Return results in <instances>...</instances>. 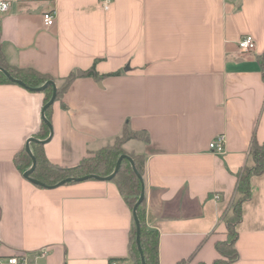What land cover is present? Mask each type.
I'll use <instances>...</instances> for the list:
<instances>
[{
	"label": "crops",
	"instance_id": "obj_1",
	"mask_svg": "<svg viewBox=\"0 0 264 264\" xmlns=\"http://www.w3.org/2000/svg\"><path fill=\"white\" fill-rule=\"evenodd\" d=\"M1 1L9 9L0 6V58L57 88L75 74L52 104L46 139L37 137L46 93L0 83L2 251L37 264H133V211L114 181L43 187L15 161L32 138H49L47 158L75 166L127 125L137 137L124 150L145 157L146 222L160 233V264H212L237 173L253 138L264 141V0H109L108 8L103 0ZM50 10L56 20L47 27ZM246 34L256 47L242 54ZM221 134L225 152L217 154L210 143ZM251 189L238 258L228 264H264V173Z\"/></svg>",
	"mask_w": 264,
	"mask_h": 264
},
{
	"label": "trees",
	"instance_id": "obj_2",
	"mask_svg": "<svg viewBox=\"0 0 264 264\" xmlns=\"http://www.w3.org/2000/svg\"><path fill=\"white\" fill-rule=\"evenodd\" d=\"M0 67L5 68L15 79L22 80L29 89L41 87L52 79L51 77L43 75L31 68H19L16 66H11L3 58H0ZM261 67L264 78L263 59H261ZM91 75H95L99 79L103 77L97 75L95 71H92ZM74 77L75 74H71L65 79L64 84L57 88V98H59L61 94L69 87ZM4 82L16 83L15 81L9 79L2 71H0V83ZM43 92L46 93L44 102V105H46L53 96L54 87L50 85L44 89ZM51 108L52 105L45 110V116L47 117L48 121ZM50 133V125L45 120H43L42 128L38 132L37 137L46 139ZM133 137H137V134L133 133L130 127L126 125L123 136L117 138L114 144L106 146L96 152H91L75 166H62L52 163L45 155L43 143L35 141L33 142V149L31 150L35 156L37 165L31 176L43 182L47 186H54L60 181L69 177L79 178L90 174H96L105 177L111 175L114 172L118 160L122 155L131 156L138 172L143 176L145 173V157L143 155L128 154L123 148L125 141ZM15 161L19 168L23 171L30 168L33 164L32 156L27 152L26 149L16 156ZM262 173H264V141L259 142L256 138H253L249 149L248 161L237 173L235 194L229 205L227 214L225 215L227 237L224 240L217 241L216 247L219 252V256L213 261L212 264H228L238 258V252L235 247V243L238 238L237 226L243 217L242 205L252 196V177ZM112 181L117 184L121 194L124 196L125 200L133 211L143 191V185L141 178L134 169L132 161L127 156L122 159L120 169ZM70 183L74 182H67L66 184ZM137 218L140 224V240L146 264H160V233L157 230L148 227L146 222V207L144 201L138 206ZM138 230V224L133 213V224L130 235V253L133 259V264H142L141 252L137 243ZM176 264L207 263H194L193 257H189L178 261Z\"/></svg>",
	"mask_w": 264,
	"mask_h": 264
},
{
	"label": "water",
	"instance_id": "obj_3",
	"mask_svg": "<svg viewBox=\"0 0 264 264\" xmlns=\"http://www.w3.org/2000/svg\"><path fill=\"white\" fill-rule=\"evenodd\" d=\"M0 71H2L9 79L15 81L16 83L22 85V86H27L22 80L20 79H15L5 68L3 67H0ZM88 72H82V71H78L77 74L79 76H82V75H87ZM52 85L54 87V93H53V96L52 98L50 99V101L44 106V109H43V119L50 125L51 127V130H52V126L50 124V122L47 120L46 116H45V110L51 106L54 101L56 100V97H57V93H58V90H57V86L55 84V82L53 80H50L48 82H46L43 86L41 87H38V88H32L34 90H38V91H43L44 89H46L48 86ZM49 139V138H48ZM47 140H44V141H40L42 143H45L48 141ZM31 141H39L37 140L36 138H32ZM26 150L27 152L32 156V159H33V164L31 166V168L29 170H27L25 172V177L30 180L31 182L37 184V185H40V186H43V187H54V186H59V185H63V184H66L67 182H80V181H84V180H89V179H98V180H112L116 174L118 173L119 169H120V166H121V162H122V159L127 156L133 163V166H134V169L136 171V173L138 174V176L141 178L142 180V185H143V191L141 193V196L140 198L138 199L135 207H134V210H133V213H134V216L136 218V221H137V224H138V234H137V243H138V248L141 252V257H142V264H146V261H145V256L143 254V249H142V246H141V240H140V224H139V220L137 218V209H138V206L144 201L145 199V182H144V179H143V176L138 172L135 164H134V161H133V158L131 156H128V155H122L119 160H118V163H117V166L114 170V172L109 175V176H105V177H102V176H99V175H96V174H90V175H86V176H83V177H79V178H75V177H69L67 179H64L62 181H60L59 183H57L56 185L54 186H47L45 185L43 182L33 178L31 176L33 170L35 169L36 165H37V161L35 159V156L33 155L32 153V150L30 148V145L29 143L27 144V147H26Z\"/></svg>",
	"mask_w": 264,
	"mask_h": 264
},
{
	"label": "built area",
	"instance_id": "obj_4",
	"mask_svg": "<svg viewBox=\"0 0 264 264\" xmlns=\"http://www.w3.org/2000/svg\"><path fill=\"white\" fill-rule=\"evenodd\" d=\"M108 3L109 0H103L104 8H108L109 6ZM0 6L3 11H6L9 9V2L1 1ZM55 20H56L55 11L50 10V11H46L43 14V21L45 26L51 27L55 23ZM255 47H256V41L254 37L250 34L244 35L239 40V49L242 54L250 53L254 51ZM225 142H226L225 135L221 134L217 136V138L211 141L210 149L217 154H223L225 152ZM216 198H219V195H217ZM39 255L45 256L46 251H41ZM0 264H37V263L33 262L31 258L25 253H14V254L4 253L2 251L1 241H0ZM110 264H128V261L123 259H112Z\"/></svg>",
	"mask_w": 264,
	"mask_h": 264
},
{
	"label": "rangeland",
	"instance_id": "obj_5",
	"mask_svg": "<svg viewBox=\"0 0 264 264\" xmlns=\"http://www.w3.org/2000/svg\"><path fill=\"white\" fill-rule=\"evenodd\" d=\"M227 217H228V215H227ZM225 221H226V218H225Z\"/></svg>",
	"mask_w": 264,
	"mask_h": 264
}]
</instances>
